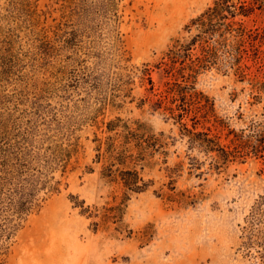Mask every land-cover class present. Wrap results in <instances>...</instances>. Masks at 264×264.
<instances>
[{"label":"rangeland","instance_id":"rangeland-1","mask_svg":"<svg viewBox=\"0 0 264 264\" xmlns=\"http://www.w3.org/2000/svg\"><path fill=\"white\" fill-rule=\"evenodd\" d=\"M130 2L121 30L132 64L149 63L156 88H161L165 78L155 65L172 40L185 35V25L213 0H126ZM62 3L0 0V123L35 127L78 143L67 172L56 173L61 192L29 217L6 264H262L261 247L246 256L241 245L247 217L264 194V158L237 160L221 171L208 170L201 179L185 174L179 189L201 194L199 203L189 207L154 192L168 182L166 171H160L164 164L145 168L143 175L154 186L128 201L121 182L105 177L110 163L106 138L122 131L119 127L110 133L107 124L117 117L139 120L170 137L171 166L185 145L179 126L155 110L152 100L142 102L151 96L147 83L137 80L134 99L112 102L110 97L105 101V71L99 74L101 87L86 81L92 74L70 62L57 36ZM255 24L264 28V12L250 20ZM261 49L263 59L249 62L245 79L213 71L199 82L215 100L218 116L236 130L262 111L251 105V82L264 77V42ZM72 196L98 217L82 214ZM110 208L108 214L122 220L124 231L117 230L119 224L111 217L104 219ZM99 222L97 228L94 223Z\"/></svg>","mask_w":264,"mask_h":264},{"label":"trees","instance_id":"trees-1","mask_svg":"<svg viewBox=\"0 0 264 264\" xmlns=\"http://www.w3.org/2000/svg\"><path fill=\"white\" fill-rule=\"evenodd\" d=\"M129 6L131 2L126 0H63L57 36L70 62L90 71L86 81L93 82L95 88L102 86L99 74L105 71V101L109 97L112 102L134 99L132 93L139 80L149 85L151 94L142 102L152 100L155 110H162L179 126L185 150L171 166L170 146L174 142L168 140L170 137L139 120L117 117L108 122V132L119 127L122 131L106 138L110 163L105 177L121 182L128 201L154 186L153 180L145 179V168L164 164L160 171H166L168 182L154 190L156 195L184 207L195 206L201 194L177 185L185 174L201 179L208 170L221 171L237 160L264 158V77L251 82V105L261 106L262 111L240 130L218 116L215 100L199 88L200 79L213 71L234 72L245 79L249 62L256 64L263 59L264 28L250 25V20L264 12V0H213L193 17L184 27L185 35L174 38L155 65L165 78L161 88H156L149 63L132 64L121 30ZM60 135L0 123V264H6L29 217L61 192L62 180L56 173L67 172L78 143ZM72 200L82 214L98 217L85 202L75 196ZM109 210L104 219L111 217L122 232V220L110 216ZM246 223L241 248L246 256H252L253 249L261 247L258 258L264 264V194L253 205ZM100 224L94 223L97 228Z\"/></svg>","mask_w":264,"mask_h":264}]
</instances>
